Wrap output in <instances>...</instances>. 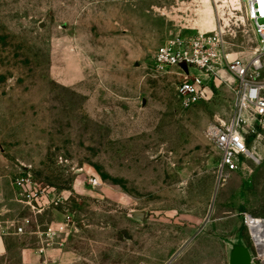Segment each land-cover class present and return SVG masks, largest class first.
<instances>
[{
	"label": "rangeland",
	"instance_id": "rangeland-1",
	"mask_svg": "<svg viewBox=\"0 0 264 264\" xmlns=\"http://www.w3.org/2000/svg\"><path fill=\"white\" fill-rule=\"evenodd\" d=\"M210 4L0 0L4 225L29 218L28 232L65 227L49 247L40 237L42 245L71 243L93 264H229L230 241L261 264L245 220L264 221L263 150L253 141L258 162L248 160L223 187L216 180L213 129L233 117L236 79L221 71L207 81V99L183 108L185 76L155 64L165 44L201 34L223 37L225 55L245 65L262 54L244 3L237 16ZM209 7L214 33L203 28ZM257 76L264 82V68ZM22 178L42 194L45 214L24 205Z\"/></svg>",
	"mask_w": 264,
	"mask_h": 264
},
{
	"label": "built area",
	"instance_id": "built-area-1",
	"mask_svg": "<svg viewBox=\"0 0 264 264\" xmlns=\"http://www.w3.org/2000/svg\"><path fill=\"white\" fill-rule=\"evenodd\" d=\"M246 15L252 24L263 52L249 65L243 64L238 58L232 60L225 55L223 37L198 35L191 40H175L162 46L156 52L155 64L160 70L177 68L185 80L177 88L178 98L183 108H191L207 99V81L220 80V73L227 70L237 82L232 90L235 94L233 117L228 122H222L218 128L213 129V137L216 149L220 154V162L216 171L218 187H223L230 176L243 170L248 160L258 162L257 156L251 149V143L255 141L264 152V82L258 81V74L263 70L264 58V0H243ZM187 65L186 72L182 65ZM198 70L202 77L192 76L190 68ZM29 180L22 178L17 185L25 191L24 205L35 216L46 213L41 204L42 194H35L28 185ZM94 187L98 186L97 180H90ZM53 202L59 206L61 201ZM250 216H246L245 224L248 225ZM31 220L25 219L19 226H15L17 234H26ZM65 227L59 230L47 228L41 231L37 228V234L43 237V242L49 247L53 245V238L65 233ZM259 256V255H258ZM254 264H257L256 258ZM145 264V263H143ZM263 264V261L261 262Z\"/></svg>",
	"mask_w": 264,
	"mask_h": 264
},
{
	"label": "crops",
	"instance_id": "crops-1",
	"mask_svg": "<svg viewBox=\"0 0 264 264\" xmlns=\"http://www.w3.org/2000/svg\"><path fill=\"white\" fill-rule=\"evenodd\" d=\"M3 218L0 216V264H93L71 243L65 248H46L37 230L17 234L14 225L3 224Z\"/></svg>",
	"mask_w": 264,
	"mask_h": 264
},
{
	"label": "bare ground",
	"instance_id": "bare-ground-1",
	"mask_svg": "<svg viewBox=\"0 0 264 264\" xmlns=\"http://www.w3.org/2000/svg\"><path fill=\"white\" fill-rule=\"evenodd\" d=\"M206 4L211 5V0H204ZM218 4V8H220L221 13L226 16V9H228V13L233 16L236 11L237 14H243V0H216ZM230 4V5H229ZM232 5V6H231ZM244 19V17H240ZM228 22L227 19H224ZM203 28L206 29L207 33L216 32L218 29V25L216 23V13L211 7L208 8L206 17L203 21ZM249 229L251 231L252 239L256 249L258 250L259 257L263 261L264 264V221L260 219H255L250 217L248 220Z\"/></svg>",
	"mask_w": 264,
	"mask_h": 264
},
{
	"label": "water",
	"instance_id": "water-1",
	"mask_svg": "<svg viewBox=\"0 0 264 264\" xmlns=\"http://www.w3.org/2000/svg\"><path fill=\"white\" fill-rule=\"evenodd\" d=\"M183 69L188 72L187 65H182ZM142 219V214H136ZM253 255L249 247L241 241L229 242V264H254Z\"/></svg>",
	"mask_w": 264,
	"mask_h": 264
}]
</instances>
